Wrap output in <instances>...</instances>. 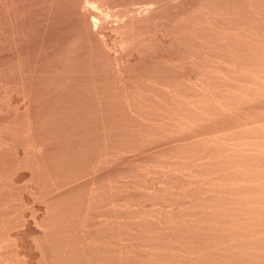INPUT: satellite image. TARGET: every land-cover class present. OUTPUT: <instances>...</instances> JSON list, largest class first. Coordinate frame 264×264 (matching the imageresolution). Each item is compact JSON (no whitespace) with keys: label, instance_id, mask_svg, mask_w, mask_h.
<instances>
[{"label":"rangeland","instance_id":"374dc122","mask_svg":"<svg viewBox=\"0 0 264 264\" xmlns=\"http://www.w3.org/2000/svg\"><path fill=\"white\" fill-rule=\"evenodd\" d=\"M0 264H264V0H0Z\"/></svg>","mask_w":264,"mask_h":264}]
</instances>
